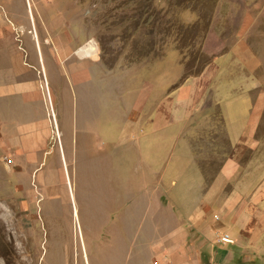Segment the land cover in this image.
<instances>
[{"label": "rangeland", "instance_id": "374dc122", "mask_svg": "<svg viewBox=\"0 0 264 264\" xmlns=\"http://www.w3.org/2000/svg\"><path fill=\"white\" fill-rule=\"evenodd\" d=\"M215 18L224 47L208 56L202 44ZM72 41L79 56L95 52L91 58L117 69L116 75L117 67L145 61H153L157 76L172 64L181 66L182 76L169 90L211 61L218 68L214 79L225 84L234 57L250 55L244 69L264 92V0H0V264H119L116 247L123 249L115 244L125 239V226L140 228L145 242L146 233H165V222L155 218L165 210L151 209L181 181L151 175L132 156L148 149L159 158L166 151L183 158L181 127L171 121L164 130L141 126L148 134L138 140L132 111L117 108V96L108 95L105 107L95 87L72 88L64 65H53L54 58L66 62L72 55L64 57ZM221 55L228 57L217 60ZM262 112L258 151H248V158L264 159ZM193 113V127L200 118L214 122L199 124L193 135H214L204 142L215 150L204 161L221 164L231 151L217 108ZM37 128L44 138L33 160L14 163L15 139ZM130 204L136 214L125 221ZM262 238L252 245L256 251H246L247 264H264V232ZM124 257L122 264L126 252Z\"/></svg>", "mask_w": 264, "mask_h": 264}, {"label": "crops", "instance_id": "0c3cea01", "mask_svg": "<svg viewBox=\"0 0 264 264\" xmlns=\"http://www.w3.org/2000/svg\"><path fill=\"white\" fill-rule=\"evenodd\" d=\"M219 24V19L215 18L202 44V49L208 56L224 47V37L221 39L220 34L218 35ZM77 45L76 41L67 45L64 57L72 53L71 59L68 57L66 62H60L54 58L53 62L55 68L64 65L72 88L79 87L84 91L90 86L95 87L100 102L105 107L109 103L108 95L117 96V108L132 111V126L140 129L138 140L148 134L142 127L149 126L152 131L164 130L165 123L171 121L181 127L178 137L183 136L185 144L180 152L183 158L178 153L166 151L160 159L158 152H148V149H138L132 156L143 163L152 172L151 175L165 174V177L178 178L181 183L178 187L167 189L165 197L161 195L151 209L153 214L155 211L165 210V215L158 214L155 217L157 221L165 222V233H146L149 239L145 242L139 237L140 228L125 226L124 231L127 233L124 236L128 244H125V239L120 238V243L115 244L123 249L119 252L116 247L119 264H122L125 252V264L251 262L246 258V251H256L252 245H258L263 240L264 232V159L255 156L248 158L246 154L248 151H258V133L264 108V92L251 84L249 71L244 69L247 65L243 63L251 62L252 56L245 54L240 58L234 57L233 63L228 66L230 69L226 71L225 84L214 79L218 68L211 61L198 76H188L177 87L169 90L177 82V78L182 76L180 65L178 67L172 64L157 76L154 66L151 65L153 61H145L140 65L117 67L121 74L116 75L117 69H107L101 60L91 58L93 55L79 56L77 49L74 52ZM227 57L221 55L217 60ZM179 59L178 54L177 61ZM126 74H129V79L125 78ZM126 81H129L132 91L127 87ZM14 85L16 83L7 84L12 88ZM211 106L217 108L218 125L231 151L221 164H214L215 166L204 161L215 151L204 146V142L212 141L214 135H193V131H197L200 125L205 123L213 126L214 122L211 118H200L192 126L195 116L193 111ZM43 138L44 135L38 128L24 131L15 139L18 144L14 146L17 148L11 154L13 162L27 158L32 161V156L40 149ZM174 138L175 135L169 139ZM194 140L198 146L194 147ZM159 141L164 143V133ZM15 158L20 160L16 161ZM140 188L142 190L144 187ZM129 209L130 215L125 221L136 214V209H132L131 204ZM154 228L158 230L157 226ZM212 233H215L216 243ZM223 236H227L230 242H221Z\"/></svg>", "mask_w": 264, "mask_h": 264}, {"label": "built area", "instance_id": "2783aa9c", "mask_svg": "<svg viewBox=\"0 0 264 264\" xmlns=\"http://www.w3.org/2000/svg\"><path fill=\"white\" fill-rule=\"evenodd\" d=\"M8 162V161H7ZM221 242H227L228 241V239H227V236H223V237H221Z\"/></svg>", "mask_w": 264, "mask_h": 264}, {"label": "bare ground", "instance_id": "6f19581e", "mask_svg": "<svg viewBox=\"0 0 264 264\" xmlns=\"http://www.w3.org/2000/svg\"><path fill=\"white\" fill-rule=\"evenodd\" d=\"M77 52V51H76ZM95 53V52H94ZM93 52L90 54V55H93L94 54ZM82 55H87V54H82Z\"/></svg>", "mask_w": 264, "mask_h": 264}, {"label": "trees", "instance_id": "16d2710c", "mask_svg": "<svg viewBox=\"0 0 264 264\" xmlns=\"http://www.w3.org/2000/svg\"><path fill=\"white\" fill-rule=\"evenodd\" d=\"M150 17H146V20L149 21Z\"/></svg>", "mask_w": 264, "mask_h": 264}]
</instances>
